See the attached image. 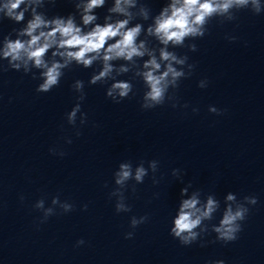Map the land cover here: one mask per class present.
Segmentation results:
<instances>
[{"label":"clouds","instance_id":"9594fccd","mask_svg":"<svg viewBox=\"0 0 264 264\" xmlns=\"http://www.w3.org/2000/svg\"><path fill=\"white\" fill-rule=\"evenodd\" d=\"M56 0H0V20L8 19L19 28H13L6 35L0 34V73L9 69L31 75L40 83L37 93H47L60 85L65 70L73 65L85 69L98 66L94 70L89 85L108 84L106 97L114 103L129 98L133 94V80L143 82L145 91L140 107L152 110L166 103L172 108L179 106L176 90L180 82L189 78L196 65L189 63L187 54L179 55L174 49L187 48L196 52L197 45L188 40L203 38L208 33V26L216 20L219 24L233 22L238 19L241 10H248L254 15L264 13V0H167L158 14L153 15L151 8L144 0H113L107 9L104 23H98L95 10L102 8L106 0H73L75 13L67 17H49L46 5L55 4ZM77 14L80 17L77 22ZM26 16L28 17L26 19ZM26 21V22H25ZM134 21H142L136 22ZM147 26L145 23L148 22ZM230 42L236 36H226ZM49 52L51 55H49ZM147 57V59H145ZM6 61L7 64L2 62ZM38 73V75H37ZM131 73V79L119 77ZM207 79H201L198 87L208 86ZM77 94L76 103L66 113L67 123L73 128L88 123L87 113L82 111V103L86 99L85 82L77 79L71 85ZM184 104L182 107L187 108ZM193 113L199 111L192 108ZM208 111L222 115L223 111L210 105ZM76 136L81 132L77 128ZM65 143L71 144L70 137ZM53 155L63 157L66 153L57 148H50ZM147 163V167H145ZM159 160H141L135 166L131 160L118 165L113 173L115 187L109 193V199L115 198V211L130 213L131 205L127 203L125 191L129 188L136 192V185L142 184L151 173L153 184H158L156 173ZM172 175L182 177V170L175 168ZM133 182V183H130ZM107 186V185H105ZM191 183L181 188L180 200L176 214L170 227V235L182 246H190L209 233H215V241L228 244L238 239L243 222L247 219L250 206L257 204V197L247 195L242 198L229 192L224 197V207L218 224L209 225L215 214L221 209V202L214 194H207L202 199L199 189L192 190ZM21 202L24 197L20 196ZM88 205H83L87 210ZM41 213L38 224L46 223L49 217L66 214L74 210V205L67 200L62 201L59 195L53 196L51 205L46 206L44 198L33 205ZM59 210V212H58ZM149 217L131 216L129 227L137 228L148 221ZM38 226V225H37ZM134 231L125 233V239H132ZM83 239L77 240V247L84 245ZM201 246H205L202 242ZM208 264H225L224 260L210 261Z\"/></svg>","mask_w":264,"mask_h":264}]
</instances>
